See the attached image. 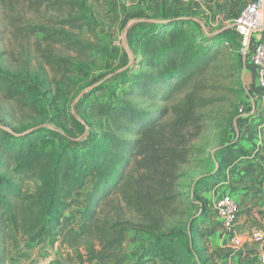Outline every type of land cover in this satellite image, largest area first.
Masks as SVG:
<instances>
[{
	"label": "trees",
	"instance_id": "obj_1",
	"mask_svg": "<svg viewBox=\"0 0 264 264\" xmlns=\"http://www.w3.org/2000/svg\"><path fill=\"white\" fill-rule=\"evenodd\" d=\"M93 10L90 0H0V48L14 40L27 45L58 80H68L75 62L85 64L96 49L80 35L100 42ZM134 36L132 69L111 79L106 97L82 103L91 131L86 143L42 149L45 131L0 127V264H15L11 247L21 242L44 250L60 244L81 264L200 263L204 228L215 227L209 186L225 171L201 149L194 160L193 145L217 127L228 141L233 136L244 87L239 45L231 43L240 40L232 29L206 32L177 12L163 13ZM36 88L0 65L2 100L42 113L32 99ZM232 143L220 148L224 161ZM188 168L204 171L193 199L180 185ZM83 192L84 205L77 196ZM131 231L146 244L127 256ZM194 246L199 252L191 257ZM28 252L23 258L30 259ZM210 258L205 262L216 264Z\"/></svg>",
	"mask_w": 264,
	"mask_h": 264
},
{
	"label": "rangeland",
	"instance_id": "obj_2",
	"mask_svg": "<svg viewBox=\"0 0 264 264\" xmlns=\"http://www.w3.org/2000/svg\"><path fill=\"white\" fill-rule=\"evenodd\" d=\"M220 1L221 3L218 5L220 20L217 21L214 18L212 19L214 26L211 30H206L200 25L206 32L231 30L237 14L249 3V0ZM90 2L94 5L93 15L101 25L98 32L100 42L97 43L86 32L80 35L81 38L90 42L96 49L85 64L75 62L77 66L73 68L68 80L62 78L58 80V77H56L50 69L45 67L39 59L33 56L34 54L31 47L27 45H23L14 40L4 43L0 48V52L3 53L0 57V65L4 73L13 78L27 79L31 84L35 85L37 91L32 96V99L33 101H37V103L39 101L38 105L42 109V113H34L28 108L21 109L16 104L6 102L0 98V127L8 131H11L13 127L17 132L26 130L32 132L36 129L45 131L42 137V149L52 148L61 150L66 147H73L76 144H84L90 139L91 131L87 128L81 117L82 103L86 102L88 99L95 100L106 97L110 91L111 79L115 76L125 74L132 69L134 56L131 54L129 44L130 38L127 41L128 37H126V32L130 31V36L132 35L134 38L135 31L142 25L138 24L135 20H131L129 14L143 11V9L151 3V1H149L137 5L133 0H90ZM1 13L2 12H0V23H4ZM202 17V14H200V21ZM48 19L50 18L45 17L43 20L47 25H49ZM35 20L38 22L37 18H35ZM203 23L204 26L207 27L205 20ZM130 41L132 44L133 40ZM117 42H119V44H117ZM237 46L241 54V43L239 41L231 43L232 48ZM254 46L255 45H253V47ZM240 79L244 87L242 71H240ZM242 105L243 102L241 101L240 109L235 114V119H233V125H230L233 136L229 141L223 130H221L222 128L217 127L204 134L193 146L199 151V153L197 152L195 155L194 160H200L201 149L205 159L210 165L215 166L216 164H220L224 168L225 172L223 173L222 180L217 182L214 186H209V189L212 192L225 189L231 193L236 191L244 193L241 209L242 214H245L246 212H257V210H253V208L264 198V159H262L264 154L258 152L253 156L257 141H259V132H256V127L258 126L257 124L261 122L260 118H256L255 123L250 124L247 133H242L240 126L238 127L235 124L239 115L242 114L240 111ZM242 122L243 120L240 121L241 124ZM248 134L254 138L248 139ZM260 134L263 145V130ZM230 141H233L231 145L232 149H230L228 152L229 155L224 161V157L218 154L220 148L230 143ZM184 172L185 175L180 185L182 190L193 199V189L197 187L195 184L199 182L204 171L188 168L184 169ZM84 193L85 192L77 195L81 198L82 205H84ZM216 199L217 198L211 201V210L214 208L213 202ZM210 225L204 228L207 231L206 238L202 244L199 245L200 248H198V250L202 249L200 250V264H207L208 261L205 262V259L208 257H211V262H215L222 256L241 253V251L231 249L226 245L227 243H222L218 228L214 227V230H211ZM254 225V222L247 221L244 226L240 227L239 231L242 234L248 233ZM216 234H219L221 246L214 250L212 249L213 246L211 243L208 242V239ZM206 241L208 245H205ZM145 244V236L138 232H129L127 234L124 249L126 255L133 256ZM58 246L63 248L60 244ZM184 246L190 249L189 242H186ZM256 246L257 244L247 243L244 248L252 253V250ZM196 249L197 247L194 246L193 250H190L191 257H195L196 253L199 252ZM43 251L44 246L34 245L32 247H27L25 242H21L18 249L11 247L12 261L15 264H28L27 262L30 259L23 258L25 257L23 253H30V258L43 257ZM70 252L71 253L66 254L67 257H71V255L73 257H80L73 250H70ZM131 258L133 259L134 257ZM22 259L23 261H20ZM30 261H32V259ZM195 264L198 263L195 262ZM242 264H258V261L254 257H249L245 258Z\"/></svg>",
	"mask_w": 264,
	"mask_h": 264
},
{
	"label": "crops",
	"instance_id": "obj_3",
	"mask_svg": "<svg viewBox=\"0 0 264 264\" xmlns=\"http://www.w3.org/2000/svg\"><path fill=\"white\" fill-rule=\"evenodd\" d=\"M251 1H254V0H249V2ZM220 3H221L220 0H172V1L151 0V3L148 4L146 8L143 9V11H137L136 13L133 12L129 14V17H131V20H135L137 21L138 24L142 25L140 27H144L146 24L154 22L155 19L161 16L163 13L173 14L174 12H177V13L188 15V17L194 22H196V24H198L199 26L201 25L202 27H204V29L211 30L214 26L212 19L214 18L217 21L220 20L219 13H218L219 11L218 5ZM200 14H202L203 16L201 18V21H200ZM204 20H205V24L207 25V27L204 26V23H203ZM231 29L234 32V24L231 27ZM130 34H131L130 31L126 32V37H128L127 41L129 40V38L130 40L134 41L135 36L133 38V36L132 35L130 36ZM130 40H129V44H130V49H131V54H132V44ZM255 42H256V36L254 35L252 37L251 44H250L247 54L244 56L241 52L242 79L244 82V100H243V105H242V110H243L242 114L239 115L235 124L238 127L240 126V130L242 133H247V130L250 127V124L252 123L254 124L256 121V118H260V113H259L260 105L257 100L258 94H259V88L257 84L258 71L254 67L251 61V53L255 47V46L253 47V45L256 44ZM117 44H119V42H117ZM241 120H243L242 124L240 123ZM257 125L259 126L260 123ZM256 132H259V130L257 129ZM252 137L253 136L248 134V139ZM224 195H232L234 199L241 206L242 200L245 194L239 191L231 193L230 191H226L225 189H222L220 191L219 190L218 191L216 190L213 192L211 191L210 193H208L207 196L208 198L211 199V201L217 198L213 202L215 203L218 199L221 198V196L223 197ZM253 210H257V214L259 215V217H264V198H262V201L258 202L257 206H255ZM251 215L252 213L250 212H246L245 214H243V217L241 219V227L244 226L247 221L253 222V220H251ZM251 230L252 228L250 229V231ZM244 231L247 232L246 230ZM216 238L218 239V242ZM208 240H209L208 242H210L211 245L213 246L212 249L216 250L220 248L221 242L219 240V234L211 236V238ZM58 245L59 244H56L53 248L47 247L46 250L43 251V257H41L38 262H40V264H81L80 257H73L72 255L71 257H67L66 254L71 253L70 250L60 248ZM205 245H208L207 241ZM258 249H259V246L257 245L252 250V253L244 249V252H242L241 254H238V255L231 254L227 256V259H229L227 261V264H242L245 258H249V257L255 258V251ZM31 259L33 260L35 259V257H31L30 260ZM30 260H28L27 262L28 264L31 263ZM20 261H23V259ZM195 262L200 264L198 262V258L195 259ZM84 264H88V263H84ZM93 264H96V263H93Z\"/></svg>",
	"mask_w": 264,
	"mask_h": 264
},
{
	"label": "built area",
	"instance_id": "obj_4",
	"mask_svg": "<svg viewBox=\"0 0 264 264\" xmlns=\"http://www.w3.org/2000/svg\"><path fill=\"white\" fill-rule=\"evenodd\" d=\"M133 1L135 4L141 5L148 0ZM234 33L241 42L244 56L249 50L252 37L256 36V44L251 53V61L258 71L257 84L259 94L257 100L260 105L261 122L257 127L259 130V141H257L254 156L258 152L263 153L260 133L264 129V0H254L244 6L235 18ZM240 111H243L242 108ZM241 208L232 195H224L214 203L215 216L212 219V224L218 228L222 243H227L226 245L235 251H241L242 253L247 243L257 244L259 249L255 251V258L258 264H264V217H259L257 212L252 213L251 219L255 225L249 233L242 234L239 231L243 217ZM228 260L227 258L221 259L216 264H227ZM37 264H40V262Z\"/></svg>",
	"mask_w": 264,
	"mask_h": 264
}]
</instances>
